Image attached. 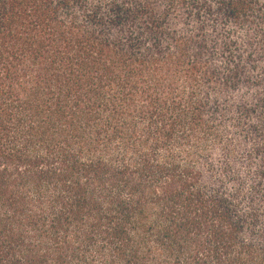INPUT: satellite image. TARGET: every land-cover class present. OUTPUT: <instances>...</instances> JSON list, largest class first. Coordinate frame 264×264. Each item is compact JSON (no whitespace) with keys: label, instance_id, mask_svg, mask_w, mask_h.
<instances>
[{"label":"trees","instance_id":"obj_1","mask_svg":"<svg viewBox=\"0 0 264 264\" xmlns=\"http://www.w3.org/2000/svg\"><path fill=\"white\" fill-rule=\"evenodd\" d=\"M0 264H264V0H0Z\"/></svg>","mask_w":264,"mask_h":264}]
</instances>
